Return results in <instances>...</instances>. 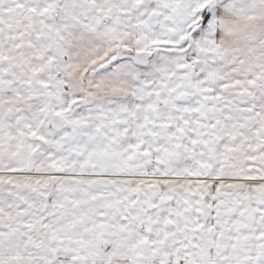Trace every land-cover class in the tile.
I'll return each instance as SVG.
<instances>
[{
  "label": "snow or ice",
  "instance_id": "1",
  "mask_svg": "<svg viewBox=\"0 0 264 264\" xmlns=\"http://www.w3.org/2000/svg\"><path fill=\"white\" fill-rule=\"evenodd\" d=\"M0 264H264V0H0Z\"/></svg>",
  "mask_w": 264,
  "mask_h": 264
}]
</instances>
